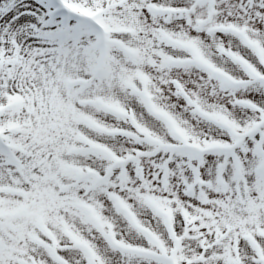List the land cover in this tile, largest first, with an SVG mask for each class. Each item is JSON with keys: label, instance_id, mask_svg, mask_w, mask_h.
Returning a JSON list of instances; mask_svg holds the SVG:
<instances>
[{"label": "snow or ice", "instance_id": "6c2138e0", "mask_svg": "<svg viewBox=\"0 0 264 264\" xmlns=\"http://www.w3.org/2000/svg\"><path fill=\"white\" fill-rule=\"evenodd\" d=\"M0 264H264V0H0Z\"/></svg>", "mask_w": 264, "mask_h": 264}]
</instances>
